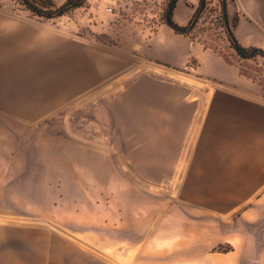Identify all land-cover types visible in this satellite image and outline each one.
<instances>
[{
    "label": "crops",
    "instance_id": "0c3cea01",
    "mask_svg": "<svg viewBox=\"0 0 264 264\" xmlns=\"http://www.w3.org/2000/svg\"><path fill=\"white\" fill-rule=\"evenodd\" d=\"M94 1L73 13L122 6L126 15L112 12L119 32L96 13L80 25L73 13L31 17L0 3V196L10 192L5 178H34L19 171L34 170L37 146L53 144L75 154L77 186L101 184L100 171L110 185L116 170L167 169L177 174L175 189L170 198L125 193L118 209L108 199L81 227L67 225L58 243L29 247L11 262L264 264V57H240L226 33L215 47L161 20L147 26L142 11L151 0ZM199 1L178 0L175 22L188 25ZM227 13L238 16L241 45L264 49V0H229ZM103 34L116 42L99 40ZM148 62L186 69L188 80H163L158 71L149 79ZM57 114L75 117L76 128L53 135L44 125ZM116 137L129 139L123 166L112 158ZM220 244L231 250H215Z\"/></svg>",
    "mask_w": 264,
    "mask_h": 264
},
{
    "label": "rangeland",
    "instance_id": "374dc122",
    "mask_svg": "<svg viewBox=\"0 0 264 264\" xmlns=\"http://www.w3.org/2000/svg\"><path fill=\"white\" fill-rule=\"evenodd\" d=\"M54 1L58 5H61L65 0ZM1 2L15 3V9L9 12L35 17L21 3V0H0ZM95 2L94 0H87L85 6L90 8ZM167 3L168 0H151L146 4L148 6L142 11V18H144L147 26L153 29L155 28L156 24L161 20ZM107 8L105 7L104 12L102 11L101 13L87 8L83 12L80 9L78 12L73 13L72 17H77L81 21H79L80 25H82V23L87 22V18H90L88 13H96L101 21H107V19L114 21L116 23L113 26L114 31L119 32L118 30L121 27L119 22L120 17L116 14L113 19L112 12H116V9L121 14L126 15L127 12L122 6H119V9L118 7L114 8L112 12H109ZM128 17L132 19L131 15ZM86 32V26H82L79 33L85 34ZM224 34L225 30L221 26L220 20V6L216 0L208 5V9L201 16L195 30L190 36L194 40L203 41L219 47ZM98 36L101 40L116 42V40H112L105 34ZM156 67L151 62L147 63V77L149 79L156 77V71H158L160 73L158 77L163 76V80H188L186 69L181 72L170 73L166 69L161 71ZM138 76L134 75V77ZM74 118L71 117L66 122L65 116L61 117L57 114L48 120L44 128L52 130L53 135H59L60 129L71 130L76 128ZM69 139L76 140L74 137ZM127 141L129 139L121 137L110 139L111 143H115L116 148L112 158H115L118 166H123V163L127 160V155L122 152L125 149L124 143ZM38 142L39 138H37ZM131 142L138 144L139 141L138 139H132ZM65 150V148L53 144L51 148H47L44 152L37 146L35 169L19 171L21 175L23 173L35 175L34 178L32 176L29 178L20 177L18 180L12 178L7 180L5 178L4 183L9 182L10 184V187H8L10 192L8 195L6 187H4V195L0 197L14 198V200L0 201V264H16L15 262H11V259L28 257L29 247L37 248L38 245L43 247L44 241L48 243V247L52 246L51 243H58L61 235L66 236L65 230L67 229V225L73 228L77 227V225L81 227L82 222L91 220V211L99 209L97 205L106 207L109 203L107 202L108 199L115 201V203H112L118 209L123 206V201L120 200H122L125 193H134L136 191L138 193L162 195L170 198V195L174 192V180L177 178V174L173 179L170 175L171 171L167 169L140 171L127 168L116 170L115 178L110 185L107 184V175H104L103 171H100V176L105 177V179H100L101 184L77 186L75 184L77 173L75 169L76 156L74 153L71 154L70 148H68L67 154ZM163 156L167 157L168 155ZM43 161L46 162L44 163ZM8 173L11 174L12 171H5L6 177ZM67 181L69 182L68 185L66 184ZM12 182H15L16 185L11 186ZM27 182L30 184L25 185ZM48 182L51 184L48 185ZM76 194L87 195L90 200H71ZM95 200H98V202ZM76 212H79V214ZM73 236L75 237L77 234H73ZM31 244L32 246H30ZM117 259L120 260L119 258Z\"/></svg>",
    "mask_w": 264,
    "mask_h": 264
},
{
    "label": "trees",
    "instance_id": "16d2710c",
    "mask_svg": "<svg viewBox=\"0 0 264 264\" xmlns=\"http://www.w3.org/2000/svg\"><path fill=\"white\" fill-rule=\"evenodd\" d=\"M177 1L178 0H168L166 9L164 10V13L161 17V21L168 24L177 33L191 34L195 30L201 16L208 9V5L216 0H200L191 22L185 26L176 23L173 17V12ZM217 1L219 2L220 6L221 26L224 28L225 33L227 34L231 47L242 58H254L256 56L264 57V49L257 47L247 48L241 45L233 32V27H235L238 22V16L231 21L227 13L229 0ZM86 2L87 0H65L61 5H58L54 0H21V3L26 7L27 10H29L33 15L42 18H56L70 15L76 9L85 6ZM97 38L101 40L99 36ZM101 41L109 42L104 40ZM109 43H113V41ZM215 250L227 252L231 250V246L220 244L215 248Z\"/></svg>",
    "mask_w": 264,
    "mask_h": 264
},
{
    "label": "built area",
    "instance_id": "2783aa9c",
    "mask_svg": "<svg viewBox=\"0 0 264 264\" xmlns=\"http://www.w3.org/2000/svg\"><path fill=\"white\" fill-rule=\"evenodd\" d=\"M107 10H108V11H111V10H112V8H111V7H108V8H107Z\"/></svg>",
    "mask_w": 264,
    "mask_h": 264
}]
</instances>
